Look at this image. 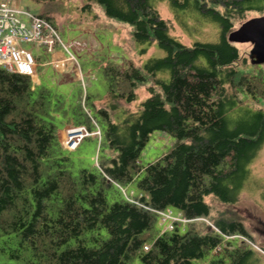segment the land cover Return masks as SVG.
I'll return each instance as SVG.
<instances>
[{
	"label": "trees",
	"instance_id": "1",
	"mask_svg": "<svg viewBox=\"0 0 264 264\" xmlns=\"http://www.w3.org/2000/svg\"><path fill=\"white\" fill-rule=\"evenodd\" d=\"M156 1L163 0H87L131 26L137 46L156 43L166 53L143 70L106 64L108 94L94 104L95 117L88 95L72 106L63 94L0 67V264L4 256L18 264H261L240 221L221 219L204 234L181 226L210 216L209 196L235 203L264 145V109L252 106L264 98V65L240 71V51L229 41L234 22L264 13V0H167L175 12L219 27L217 42L191 46L170 36ZM38 16L57 30L49 12ZM150 81L155 86L139 112L119 105L134 103ZM59 117L101 131L96 172L76 170L59 138ZM155 132L175 143L143 167ZM130 185L141 196L125 194ZM173 209L186 222L163 232L161 213Z\"/></svg>",
	"mask_w": 264,
	"mask_h": 264
},
{
	"label": "rangeland",
	"instance_id": "2",
	"mask_svg": "<svg viewBox=\"0 0 264 264\" xmlns=\"http://www.w3.org/2000/svg\"><path fill=\"white\" fill-rule=\"evenodd\" d=\"M7 1V0H0ZM20 9L33 14L40 15L44 12L51 14L50 19L57 27L61 39L69 44L70 42H79L82 48L77 51V62H69L65 70L56 69L51 65V59L54 55H48L43 48H34L31 44H23L25 48L34 51L38 59L37 65V86H47L63 94L69 105H76L81 96L88 95V109L95 117L94 104L100 105L101 101L107 98L108 85L103 73V67L109 63L125 65L131 62L136 68L143 70L145 64L153 58H164L166 53L154 43L146 46H137L132 39L131 26L109 19L103 8L96 4L87 6V0H45L47 3L36 2L35 0H10ZM155 7L162 19L168 22L169 34L172 38L183 45L191 46L196 42H217L219 40V27L211 22L202 20L192 14H181L175 12L167 0L156 1ZM264 13H247L245 19L236 20L235 28H239L248 20L261 17ZM24 21H28L26 16H22ZM238 47L241 60L238 68L244 73L252 72L253 66L250 60V53L253 48L251 44L233 43ZM56 53L61 52L64 57L69 58L70 54L65 52L62 47H58ZM264 67V66H263ZM155 83L150 81L140 86L137 93V100L131 104H125L123 101L119 105L132 112H139L141 104L151 95L150 88ZM156 90V89H155ZM252 106L256 109H264V98L259 102H253ZM124 109L120 107L119 111L114 113V121L122 122L125 114ZM102 131L105 126L97 118ZM64 119H58L60 140L64 143L65 131L69 126ZM93 129L96 127L93 125ZM97 131V130H96ZM175 143V139L163 132H155L148 142L146 148L141 154L139 163L143 167L160 159L167 154ZM100 141L96 137L85 138L80 146L66 153L72 159L76 170L88 169L96 172L98 170V158L102 157L103 152H99ZM127 195L141 196L140 191L135 185H130L123 191ZM211 208V214L208 218L187 222V226L182 225L181 229L190 227L204 234L208 229H215V223L221 219L226 221H240L247 229L252 241L246 240L253 246L264 264V145L256 158L249 165V175L245 181L238 200L233 204H225L214 196L205 199ZM174 218L180 222L186 220L180 213L173 209L168 211ZM175 220V221H177ZM170 221L162 217L158 228L163 232L170 230ZM174 221V222H175ZM2 238V247L4 241ZM3 264H18L17 261L9 257H3ZM134 264H141L139 260Z\"/></svg>",
	"mask_w": 264,
	"mask_h": 264
},
{
	"label": "built area",
	"instance_id": "3",
	"mask_svg": "<svg viewBox=\"0 0 264 264\" xmlns=\"http://www.w3.org/2000/svg\"><path fill=\"white\" fill-rule=\"evenodd\" d=\"M22 16H26L28 21H24ZM25 43L31 44L34 48H43L48 55H55V50L62 47L70 57L66 60L51 59V65L62 70L67 68L68 60L77 62L76 53L82 48L79 42L65 43L46 19L20 9L10 0L0 2V67L12 73L29 76L36 83L34 79L37 78L38 59L33 50L25 48L23 45ZM101 136L100 130L90 132L85 126L71 125L66 130L63 145L69 151H74L85 138ZM161 214L171 220L172 230L173 222L177 219L171 214Z\"/></svg>",
	"mask_w": 264,
	"mask_h": 264
},
{
	"label": "water",
	"instance_id": "4",
	"mask_svg": "<svg viewBox=\"0 0 264 264\" xmlns=\"http://www.w3.org/2000/svg\"><path fill=\"white\" fill-rule=\"evenodd\" d=\"M232 43L251 44L250 60L264 65V16L251 19L229 35Z\"/></svg>",
	"mask_w": 264,
	"mask_h": 264
},
{
	"label": "crops",
	"instance_id": "5",
	"mask_svg": "<svg viewBox=\"0 0 264 264\" xmlns=\"http://www.w3.org/2000/svg\"><path fill=\"white\" fill-rule=\"evenodd\" d=\"M54 58L56 59H64V55L61 52H58L54 55ZM62 133L59 134V138L61 136ZM61 139V138H60Z\"/></svg>",
	"mask_w": 264,
	"mask_h": 264
},
{
	"label": "clouds",
	"instance_id": "6",
	"mask_svg": "<svg viewBox=\"0 0 264 264\" xmlns=\"http://www.w3.org/2000/svg\"><path fill=\"white\" fill-rule=\"evenodd\" d=\"M62 60H66V59L64 58V59H62ZM67 67H68V65H67Z\"/></svg>",
	"mask_w": 264,
	"mask_h": 264
},
{
	"label": "bare ground",
	"instance_id": "7",
	"mask_svg": "<svg viewBox=\"0 0 264 264\" xmlns=\"http://www.w3.org/2000/svg\"><path fill=\"white\" fill-rule=\"evenodd\" d=\"M66 134V133H65Z\"/></svg>",
	"mask_w": 264,
	"mask_h": 264
}]
</instances>
